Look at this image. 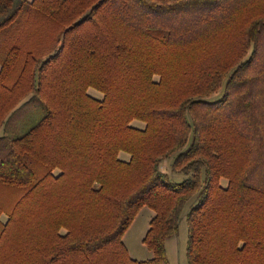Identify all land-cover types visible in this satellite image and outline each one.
I'll use <instances>...</instances> for the list:
<instances>
[{"label": "trees", "instance_id": "1", "mask_svg": "<svg viewBox=\"0 0 264 264\" xmlns=\"http://www.w3.org/2000/svg\"><path fill=\"white\" fill-rule=\"evenodd\" d=\"M193 197L187 264H264V0H0V264H169Z\"/></svg>", "mask_w": 264, "mask_h": 264}, {"label": "rangeland", "instance_id": "2", "mask_svg": "<svg viewBox=\"0 0 264 264\" xmlns=\"http://www.w3.org/2000/svg\"><path fill=\"white\" fill-rule=\"evenodd\" d=\"M157 80V78H154ZM88 95L92 98H101V95L93 90H88ZM220 93L214 95L212 99L218 98ZM131 126L135 128H143V124L139 122H133ZM122 160H127L128 157L124 154L120 155ZM170 160L165 161L162 165V170L168 175L169 179L172 182H181L186 177L179 173H174L170 169ZM224 185V183H222ZM195 197L191 198L186 204L182 211L180 222H179V229L178 234L168 245V255L167 258L169 260V264H187L185 258V245H186V222H185V215L188 212L190 206L193 204ZM153 213L151 210L147 208H143L139 213L136 215L135 219L133 220L132 224L125 232L123 236L124 246L128 252V255L131 259L136 261H145L151 258V253L145 248L142 244V239L144 238L149 226V221L152 218ZM167 242V241H166Z\"/></svg>", "mask_w": 264, "mask_h": 264}, {"label": "crops", "instance_id": "3", "mask_svg": "<svg viewBox=\"0 0 264 264\" xmlns=\"http://www.w3.org/2000/svg\"><path fill=\"white\" fill-rule=\"evenodd\" d=\"M28 2H31L32 0H27ZM171 242H173L172 241V238L171 239H169V240H167V242L165 243V249H166V254L168 255V245L171 243ZM124 243V242H123Z\"/></svg>", "mask_w": 264, "mask_h": 264}]
</instances>
